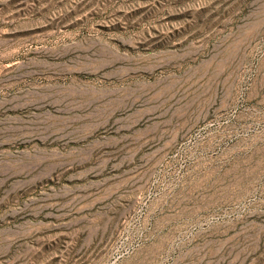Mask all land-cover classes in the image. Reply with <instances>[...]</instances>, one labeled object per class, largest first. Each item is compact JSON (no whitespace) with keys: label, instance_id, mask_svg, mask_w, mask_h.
Masks as SVG:
<instances>
[{"label":"rangeland","instance_id":"obj_1","mask_svg":"<svg viewBox=\"0 0 264 264\" xmlns=\"http://www.w3.org/2000/svg\"><path fill=\"white\" fill-rule=\"evenodd\" d=\"M0 264H264V0H0Z\"/></svg>","mask_w":264,"mask_h":264}]
</instances>
